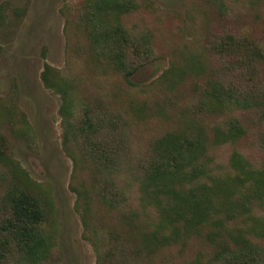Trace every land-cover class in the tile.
<instances>
[{
	"label": "rangeland",
	"instance_id": "1",
	"mask_svg": "<svg viewBox=\"0 0 264 264\" xmlns=\"http://www.w3.org/2000/svg\"><path fill=\"white\" fill-rule=\"evenodd\" d=\"M83 1L0 0V202L18 189L39 198L46 215L41 228L51 244L48 259L41 264L133 262L126 253L129 245L121 253L119 243L110 240L112 229L122 231L125 225L114 213L118 210L100 201L101 183L94 173L104 171H96L92 152L73 126L83 104L101 102L128 122L120 138L103 141L117 156L118 167L109 172H116L118 186L135 192L132 205H137V185L130 179V167L147 157L150 144L164 134L206 136L205 154L213 162L187 186L217 184L216 173L225 175L229 170L232 176H248L246 183L232 177L225 182L230 204L225 211L208 214L205 235L185 236L150 257L143 253L135 259L139 264H214L217 249L234 247L228 237L234 230L239 233L251 225L264 230V196L260 201L249 198L251 212L238 206L240 198L234 200L241 192L255 194V174L229 166L231 155L239 152L259 167L257 133L264 130V120H257L253 110L233 106L224 110L215 97L210 71L218 59L207 40L228 31L248 35L264 48V0H218L222 6L217 0H136L137 8L121 14V20L139 36L145 32L151 36L152 55L130 76L133 85L112 69L94 65L85 33L75 25ZM47 65L55 78L72 84L70 130L62 94L42 78ZM260 74L264 83V62ZM229 78L233 80L232 74ZM230 84L242 88L238 81ZM229 117L237 119L244 131L224 142ZM100 150L98 145V154ZM219 200L224 203L225 197ZM154 217L151 212L148 219L154 223ZM244 235L251 240L257 237ZM258 242L264 253V236ZM109 247L114 260L105 257Z\"/></svg>",
	"mask_w": 264,
	"mask_h": 264
},
{
	"label": "trees",
	"instance_id": "2",
	"mask_svg": "<svg viewBox=\"0 0 264 264\" xmlns=\"http://www.w3.org/2000/svg\"><path fill=\"white\" fill-rule=\"evenodd\" d=\"M218 3L223 5L221 1ZM136 8V0H84L75 22L80 31L82 29L85 33L89 55L94 65L112 69L121 74L130 85L134 84L130 76L152 55L151 36L146 32L139 36L121 20V14ZM245 36L227 31L208 38V47L218 59V64L210 69L213 75L212 83L217 93L215 97L220 100L224 110H229L232 106L235 110H253L258 116L257 120L263 121L264 83L258 78H261L264 48L250 36ZM231 59L233 61H230ZM54 74L53 68L47 65L42 78L48 87L62 94V111L68 116L67 127L70 130L73 123L69 114L73 87L69 79L55 78ZM230 74L233 80L229 78ZM230 81H238L239 87L242 85V88H232ZM234 119L229 117L226 121L225 136L222 139L224 142L239 137L244 131L240 128L238 120ZM73 121L78 137L87 143L93 160L97 162L96 171H104L94 173L95 177L98 176L97 181L101 183L97 190L99 199L111 209L119 211L114 213L119 215L121 224L124 223L126 227H122V231L112 229L110 232V240L119 243L121 253H125L126 245L131 247L130 251L127 248L126 253H129L128 256L133 262L126 260L125 264H139L135 259L143 256V253L150 257L159 248L172 245L185 236L205 235V226L209 224L208 214L225 211L226 204H230V193L227 192L225 182L232 178H243L242 181L248 182L247 175L241 176L239 173L232 176L229 173V176V170L225 175L215 172L214 179L217 184L187 186L193 176L204 174L208 165L213 162L205 154L206 136L199 132L179 134L180 137L171 133L164 134L154 139L148 149V156L138 162L136 168L130 167V179L137 185V205L134 206L132 201L135 192L132 188L125 190L124 187L118 186L116 172H109L112 168V171L117 169V156L112 154L111 144L103 141L106 138H120L122 129L128 123L126 119L119 112L104 108L99 102L83 104L81 113L75 116ZM257 136L261 153L258 168L239 152H234L229 161L230 167L232 165L235 169L255 174V194L241 192V195L234 199L240 198L238 206L243 212H251L248 206L251 196L258 197L259 201L264 196V130L257 133ZM98 145L101 146L100 154ZM197 155H201L202 160L198 161ZM238 189L239 186L236 190ZM222 197H225L224 203L219 200ZM151 212L156 217L154 223V220L148 219ZM45 217V210L37 195L24 189L11 191L1 199L0 264H8V260L10 264H41L48 259L51 244L41 228ZM229 217L234 220L232 214ZM249 217L251 219V213ZM140 218H144L142 222L139 221ZM255 220L259 221L258 218L254 219V222ZM259 228L251 225L243 231L239 230V233L234 230V233L228 236L233 239L234 247L230 250L227 246L217 249L213 255V263L264 264L263 247L258 242L262 240L264 230ZM245 233L257 237L251 240ZM122 234H125V237H122ZM214 236H217V232ZM208 240L210 242V239ZM112 251L109 247L105 257L114 260Z\"/></svg>",
	"mask_w": 264,
	"mask_h": 264
}]
</instances>
